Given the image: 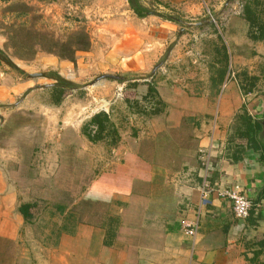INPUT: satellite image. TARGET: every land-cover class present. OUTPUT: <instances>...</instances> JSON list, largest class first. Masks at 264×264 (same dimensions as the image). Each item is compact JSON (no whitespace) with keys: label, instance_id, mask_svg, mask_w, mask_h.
<instances>
[{"label":"crops","instance_id":"obj_1","mask_svg":"<svg viewBox=\"0 0 264 264\" xmlns=\"http://www.w3.org/2000/svg\"><path fill=\"white\" fill-rule=\"evenodd\" d=\"M168 1L193 16L205 11V0ZM106 5L114 8L111 19L106 18L109 10L100 11L97 29L104 31L92 37V47L105 49L98 65L140 77L120 87L133 82L129 90L136 103H144L139 132L146 139L190 123L186 143L191 147L177 149L182 167L172 169V182L165 186L164 170L150 171L136 154L140 138L126 135L121 123L127 118L116 115L110 98L105 111L119 138L113 145L108 138L91 142L82 132L84 106L71 112L53 104L54 84L38 80L47 76L32 77L26 65L14 62L23 76L0 63V264H262L264 203L257 198L264 188V149L246 145L239 116H250L264 138V68L259 66L264 38H249L242 9L231 10L233 23L214 32L210 24L180 27L157 14L139 17L118 0ZM195 32L208 33L199 35L207 58H200V50L196 56L197 46L189 44L199 43ZM226 55V71L220 74ZM47 59L61 75L69 68L63 59ZM190 62L193 71H186ZM249 82L252 90L243 93L241 84ZM149 83L152 98L146 95ZM154 103L158 112L151 114ZM202 148L211 150L212 186H239L255 208L253 223L236 219L229 202L213 190L196 234L188 236L180 228L181 219L192 218L198 204L203 170L193 162ZM85 161L93 177L86 189ZM132 170L144 185L133 187ZM69 176L76 178L75 186L60 189L58 178ZM56 192L59 198H53ZM25 204L31 208L23 213Z\"/></svg>","mask_w":264,"mask_h":264},{"label":"rangeland","instance_id":"obj_2","mask_svg":"<svg viewBox=\"0 0 264 264\" xmlns=\"http://www.w3.org/2000/svg\"><path fill=\"white\" fill-rule=\"evenodd\" d=\"M111 1L113 0H0V49L6 52L13 63L16 62L20 66L26 65L27 67L25 69L27 72H31V74H41L39 76L32 77L47 76L46 80L43 78L38 80L46 82V84L51 83V85L56 83V80L54 78H50L49 74L51 73L59 75L60 73H58L59 71L54 67L57 66L54 64V61H49L47 58L63 59L65 62H68L69 66L67 67L69 68H67L64 75L60 74L59 76H63L62 78L72 82V86L65 87V92L61 97V101L57 105H65L66 107H69L68 110L71 112L78 111L77 109L79 108V105L84 106L85 109L83 116L85 120L84 122L86 123L93 114L99 111H108L107 104H104L101 100H108V98H110L113 102V109H115L116 115L124 114L125 118H127L126 120H123V123H121V127H123V130H125L126 135L140 138V140L138 139L137 143L135 144L136 154L140 155L145 164L150 165V168L152 169L150 171L155 172L156 170L163 169V184L168 186L172 182L171 177H174L173 171L177 170L178 168L181 169L182 167L177 149H179V147L182 148L185 146L191 147V144L189 145L186 143V138L190 134V123L186 124L187 126L178 129L161 132L158 131L156 134L150 135L151 138L149 139L145 138V133L141 134L139 132L140 126L143 124L139 117L145 114V107H143L144 103H134L133 99L131 98L129 99L128 103L125 101V97H131V92L133 91H130L129 89L131 88L133 82H126L127 84L122 89L120 86L126 79L129 80L131 78L136 79L140 77H137L136 72L132 73L131 71L126 72L125 70L111 68L105 69L103 65H98V60L103 57L105 49H97L92 47V37H97L96 33L99 31L97 29V25L100 23L98 17H101L100 20H102L103 17V15H99V12L103 11L104 8L109 10V13H107L108 17L106 15L105 16L106 18L111 19L109 16H112V9L114 8H111V5H106ZM118 1L125 4L127 9L130 10L128 0ZM247 1L248 0H230L226 4V0H205V3H202V9H205L206 12L204 11L201 15L193 16L185 11H182L180 5L177 7V4H173V2L168 0H162V2L159 0H141L143 5L161 11V14H165L167 16L169 15L173 18L179 19L180 22L173 20L169 21L179 24L178 26L180 27L186 26L189 23L200 22L201 24H210L213 27L214 32H219L222 27H225V25H230L233 23L229 18L231 10H241ZM203 14L207 16V19L210 20L209 22L205 21ZM262 16L264 19V13ZM163 19L165 20L166 18L162 17V20ZM11 26L25 28L31 32L32 35H30L32 38L30 41L33 40L36 46V51L30 58L20 59L13 54V48L9 46L7 39L9 28ZM99 28L101 27L99 26ZM23 31L25 30H21L19 32L20 36H23ZM78 31L85 32L88 35L90 46L85 51H76L73 54L72 60L60 57L57 52H47L39 45H48V43H50L52 40H57L59 42L66 41L67 39L73 38L75 33ZM102 31H104V29H101L99 32L102 33ZM119 31L117 32L119 33ZM190 34L192 35L193 33ZM200 34L203 36L208 35V33L195 32V35L198 38L196 41L198 40L199 43L191 45L192 42H189L191 47L197 46L198 49L195 48L196 56L197 54H200V51L203 53L204 43L199 39L201 37L199 36ZM210 35V39L215 42L217 38L213 35V32H211ZM244 36L246 37V33H244ZM210 47L214 48L212 45ZM211 52L212 56H214V49H211ZM203 55L204 56L200 58H204L205 54L203 53ZM217 56L218 54H216V57ZM201 63V69H203V61H201ZM190 64L192 66H189L188 64L185 66L187 68L186 71H193L194 65L191 62ZM3 65L9 67L6 64ZM259 66L261 69H263L264 61L260 60ZM60 68L61 67L59 66V69ZM11 69L14 71L16 70L14 68ZM16 71V73L19 72L18 70ZM194 71L199 73L200 69L198 68ZM102 74L116 75L121 77V79L98 78ZM22 75L26 76L27 74ZM149 84L152 85L153 82L152 84ZM215 99L216 98H214V101ZM103 106H105V109H103ZM88 113L93 114L88 116ZM190 117L191 116L185 117V121L190 120ZM157 122L158 121H152V123H154L153 126H157V124H155ZM194 158L193 163L201 167L200 154L199 150L197 149ZM66 161L69 165L74 163L72 159H67ZM85 162H87L88 169L84 172V189L90 185L91 179L93 178L90 169L91 165L88 163V161ZM131 172L133 173V187L144 185L142 182L143 178H139L135 170H132ZM153 176L154 178H156V176L158 178L159 171L158 173H153ZM75 179L76 178L74 176H69L66 178L59 177L57 183L60 189H69L70 187L75 186ZM148 179H150V177ZM81 182L82 180L79 177L78 184ZM55 196L59 198L61 196L60 192L53 193V198ZM4 264H7V262L5 261Z\"/></svg>","mask_w":264,"mask_h":264},{"label":"trees","instance_id":"obj_3","mask_svg":"<svg viewBox=\"0 0 264 264\" xmlns=\"http://www.w3.org/2000/svg\"><path fill=\"white\" fill-rule=\"evenodd\" d=\"M158 1V0H155ZM128 3L130 5V8L133 10V12L139 16L143 17L145 15L149 14H157L158 16H161L163 18H166L168 20H173L176 22H180L179 19L173 18L171 16H167L165 14H160L158 13L155 9L143 5L141 0H128ZM159 3V2H158ZM11 7V6H8ZM12 10V9H11ZM243 16L244 19L246 20L248 24V31L247 34L249 38L256 40V39H263L264 38V21L261 18V13L264 11V0H248L245 2L243 5ZM21 30L23 31V36H20L19 32ZM31 32L26 30L25 28H17L11 26L9 28V34L7 36L8 39V44L10 47L13 48V54L17 56L20 59H28L30 58L36 51V46L33 42V40L30 41L31 37ZM43 50H46L47 52H57V54L60 57L68 58L72 60L73 54L80 50V51H85L89 48L90 46V40L88 35L85 32L78 31L75 33V36L71 39H67L66 41H57V40H52L48 45L45 44H39ZM226 60V65L224 68H221L219 70L220 74H224L226 71V67L228 64V56L226 55L225 57ZM0 63L8 65L10 68H14L18 70L20 73L25 74L23 71L19 70L15 64L11 61L9 56L6 54V52L2 49H0ZM245 75V73H244ZM51 78H54L56 80V83L51 87L52 90V102L53 104H58L61 101V97L63 96L65 92V87L72 86V82L62 78L58 74H49ZM250 80H253V77H249ZM245 78V79H249ZM134 84H132L133 86ZM241 90L243 93H247L248 91H251L253 88V83L249 82L246 84V86H242L241 84ZM147 93L146 95H149L151 98L153 96L154 88L152 85L148 84L147 88ZM146 95L144 99H146ZM130 97L127 96L125 97V101L128 103ZM131 99H133L134 103L136 102L135 99V93L131 92ZM146 112V111H145ZM158 112L157 109V103H154V107L149 110V113L155 114ZM240 120L245 123V129L239 130V135L240 137H244L247 140L246 145L247 146H262L264 149V138L263 136L259 133L257 130V125L252 122V119L250 116L247 114H243L239 116ZM83 134L89 139L91 142H95L98 140H105L109 139V143L111 145L115 144L119 138L118 131L113 125L112 122L109 120L108 113L105 111H99L95 114H93L89 121L86 122L83 125L82 128ZM264 159V151L261 156ZM236 159V158H235ZM263 199L264 203V188H263V193H261L257 200ZM31 206L30 204H25L20 207L21 212H25L26 209L30 210ZM254 210L255 208H250L249 214L247 218L244 220L245 222L248 223H253L254 220L251 218L254 216ZM261 245L264 246V241L259 242ZM264 264V257H263V262Z\"/></svg>","mask_w":264,"mask_h":264},{"label":"built area","instance_id":"obj_4","mask_svg":"<svg viewBox=\"0 0 264 264\" xmlns=\"http://www.w3.org/2000/svg\"><path fill=\"white\" fill-rule=\"evenodd\" d=\"M199 154L203 174L200 176L198 185V204L194 210V216L192 218H183L180 221V228L185 232V234L191 237L197 232L200 212L204 208V204L209 199L213 190H215L220 197L229 202L232 214L238 220L244 221L247 218L249 210L252 206L249 198L237 185L217 188L213 187L209 179L211 177V150L202 148L199 150Z\"/></svg>","mask_w":264,"mask_h":264},{"label":"water","instance_id":"obj_5","mask_svg":"<svg viewBox=\"0 0 264 264\" xmlns=\"http://www.w3.org/2000/svg\"><path fill=\"white\" fill-rule=\"evenodd\" d=\"M230 0H226V4L229 2ZM158 67V66H157ZM31 76H39V75H41V74H38V73H36V74H30ZM98 78H111V79H121V77H119V76H116V75H111V74H102V75H100ZM104 104H107L108 105V102L106 101V100H104V99H102L101 100Z\"/></svg>","mask_w":264,"mask_h":264}]
</instances>
